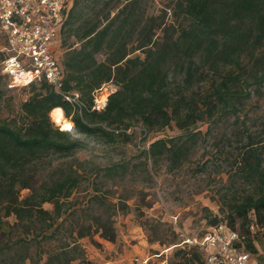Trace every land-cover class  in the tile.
Returning <instances> with one entry per match:
<instances>
[{"label": "trees", "instance_id": "1", "mask_svg": "<svg viewBox=\"0 0 264 264\" xmlns=\"http://www.w3.org/2000/svg\"><path fill=\"white\" fill-rule=\"evenodd\" d=\"M173 3L174 20L166 23L164 15L143 14L137 0H118L113 10L99 14L72 0L59 28L60 89L43 78L32 81L20 88L27 92L17 111L0 118V236L6 237L0 239V264H83L80 238L97 232L115 240L113 206L95 181L113 176L125 163L102 166L78 158L76 151L87 147L81 136L113 144L130 134L126 130L134 121L146 131L173 125L176 134L146 142L141 153L155 161L164 157L174 169L200 135L198 120L230 115L243 128L233 132L240 148L217 189L224 214L204 208V217L210 226L236 231V246L256 256L253 234L264 229V133L251 132L239 110L264 85V0ZM70 35L75 38L67 43ZM99 53L103 58L97 59ZM107 82L117 88L103 109H92V92ZM2 85L6 78L0 73V99ZM74 91L81 108L65 98ZM57 106L70 128L51 120ZM205 165L197 168L203 171ZM82 180H89L92 190L77 202L70 196ZM92 203L102 212L85 209ZM142 225L146 228L147 220ZM148 239L158 238L151 233ZM204 256L197 244L177 246L169 264H203Z\"/></svg>", "mask_w": 264, "mask_h": 264}, {"label": "rangeland", "instance_id": "2", "mask_svg": "<svg viewBox=\"0 0 264 264\" xmlns=\"http://www.w3.org/2000/svg\"><path fill=\"white\" fill-rule=\"evenodd\" d=\"M116 1L79 0V7L86 5L87 12L94 7L99 14L106 9L113 10L112 5ZM173 2L137 0V5L143 14L164 15L168 23L174 20ZM76 9L77 14L79 8ZM78 15H75V20ZM159 33L157 29L156 34ZM74 38L70 35L67 43ZM3 42L0 36V45ZM101 58L103 54H97V59ZM105 87L108 93L117 88L112 83H106ZM2 88L4 94L0 99V118L14 114L19 101L27 92V89L8 88L4 85ZM49 116L55 125L65 129L62 122L68 119L64 115L60 123H56L50 113ZM239 120H245V126L251 132L264 133V85L258 92H251L239 110ZM142 125L140 121H134L130 134L127 137L119 136L113 144L105 143L101 137H80L86 141L87 147L76 151L78 158L102 166L111 162L125 163L124 169H118L113 176L96 178L98 192L113 206L111 217L116 238L108 241L97 232L90 237L80 238L85 256L83 264H169L174 248L194 245L210 227L204 217V208L218 217L224 214L217 202V189L226 182V176L231 170L230 161L240 148V141L234 137L233 132L243 128L242 122L233 115L216 121L211 118L198 120L196 129L200 130V135L190 147L188 158L174 169H168L164 157L155 161L141 153V149L146 142L155 138L176 134L175 127L172 125L146 131ZM200 163L206 164L205 170L199 171L197 166ZM91 190L89 180H82L70 197L81 202L89 196ZM21 192L25 193L26 190ZM44 207L51 209V204L44 203ZM85 209L102 212L93 203ZM145 220L146 228L142 225ZM218 230L216 228L215 231ZM255 230L253 240L257 253L255 256L249 252V256L257 259L258 264H264V229ZM150 232L155 233L158 239L149 240ZM5 238V235L0 236L1 240Z\"/></svg>", "mask_w": 264, "mask_h": 264}, {"label": "built area", "instance_id": "3", "mask_svg": "<svg viewBox=\"0 0 264 264\" xmlns=\"http://www.w3.org/2000/svg\"><path fill=\"white\" fill-rule=\"evenodd\" d=\"M70 3L71 0H0V36L4 40L0 45V73L8 88L25 87L43 78L60 89L63 72L58 59L62 49L59 28ZM105 84L92 92V109L104 108L109 92ZM65 98L79 108L84 106L76 91ZM239 241L236 231L220 224L210 226L195 244L205 251L203 264H257L248 251L236 246Z\"/></svg>", "mask_w": 264, "mask_h": 264}, {"label": "bare ground", "instance_id": "4", "mask_svg": "<svg viewBox=\"0 0 264 264\" xmlns=\"http://www.w3.org/2000/svg\"><path fill=\"white\" fill-rule=\"evenodd\" d=\"M50 115L52 116V118L55 120L56 123H60L61 120L63 119L62 109L59 106L52 108L50 110ZM62 123H63L62 127L65 129L71 127V122L69 120Z\"/></svg>", "mask_w": 264, "mask_h": 264}, {"label": "crops", "instance_id": "5", "mask_svg": "<svg viewBox=\"0 0 264 264\" xmlns=\"http://www.w3.org/2000/svg\"><path fill=\"white\" fill-rule=\"evenodd\" d=\"M58 50H59V47H58ZM61 51H62V49L60 48L59 52H61ZM107 84H109V83H107Z\"/></svg>", "mask_w": 264, "mask_h": 264}, {"label": "water", "instance_id": "6", "mask_svg": "<svg viewBox=\"0 0 264 264\" xmlns=\"http://www.w3.org/2000/svg\"><path fill=\"white\" fill-rule=\"evenodd\" d=\"M112 91H114V90H112Z\"/></svg>", "mask_w": 264, "mask_h": 264}]
</instances>
